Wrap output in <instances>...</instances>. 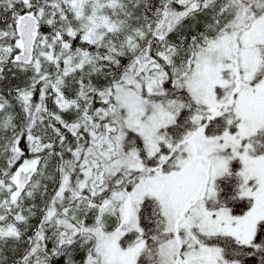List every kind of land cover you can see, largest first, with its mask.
Listing matches in <instances>:
<instances>
[{
    "label": "snow or ice",
    "instance_id": "1",
    "mask_svg": "<svg viewBox=\"0 0 264 264\" xmlns=\"http://www.w3.org/2000/svg\"><path fill=\"white\" fill-rule=\"evenodd\" d=\"M0 264H264V0H0Z\"/></svg>",
    "mask_w": 264,
    "mask_h": 264
}]
</instances>
